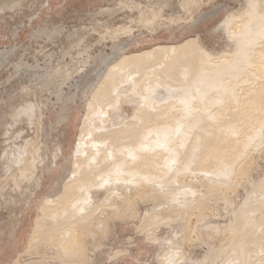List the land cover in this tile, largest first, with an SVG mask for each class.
Wrapping results in <instances>:
<instances>
[{
    "label": "bare ground",
    "instance_id": "bare-ground-1",
    "mask_svg": "<svg viewBox=\"0 0 264 264\" xmlns=\"http://www.w3.org/2000/svg\"><path fill=\"white\" fill-rule=\"evenodd\" d=\"M215 32L225 40L222 55L207 51L198 37L137 52L118 42L96 78L70 77L89 92L68 154L61 146L50 153L46 141L41 153L33 143L13 161L39 185L38 172L62 167L38 208L25 253L61 250L68 264H84L85 248L106 217L101 210L94 219L97 208L118 188L135 198L142 181L164 186L182 200L195 197L202 206L206 198L218 204L222 197L229 207L211 213L197 229L206 230L216 255L212 264H264V0H245ZM42 83L50 87L55 78L47 73ZM58 98L64 105L70 101V95ZM29 107L25 101L22 109L32 124ZM72 119L66 123L73 131ZM257 162L263 163L261 170ZM221 218L227 222L223 229L209 232Z\"/></svg>",
    "mask_w": 264,
    "mask_h": 264
},
{
    "label": "rangeland",
    "instance_id": "rangeland-1",
    "mask_svg": "<svg viewBox=\"0 0 264 264\" xmlns=\"http://www.w3.org/2000/svg\"><path fill=\"white\" fill-rule=\"evenodd\" d=\"M244 1L0 0V264H11L19 254L23 256L18 264H68L61 250L25 253L38 208L51 195L62 167L35 171L41 176L39 185L25 178L31 171L23 175L13 161L33 143L41 153L46 141L50 153L61 146L68 154L89 92L88 86L70 77L96 78L104 70L105 58H112L113 46L122 42L130 43L127 52H137L198 37L207 51L222 55L225 40L215 28L228 13L240 11ZM207 12L211 13L200 18ZM47 73L55 78L50 87L42 83ZM60 94L70 95L67 105L58 98ZM24 100L31 105L32 124L26 121ZM15 109L20 110L18 117L13 116ZM62 116L65 121L59 123ZM71 117L73 131L66 123ZM259 165L261 170L263 163ZM259 170L249 172L250 178ZM146 183H139L143 190L135 198L126 197L118 188L103 200L94 219L101 210L106 217L97 219L100 222L85 248L84 264L214 263L216 255L210 251L206 230L197 229L202 220L229 204L222 197L216 204L210 197L207 208L195 197L182 200L164 186ZM189 186L199 192L196 185ZM224 219L214 220L215 228L208 231L222 230Z\"/></svg>",
    "mask_w": 264,
    "mask_h": 264
}]
</instances>
